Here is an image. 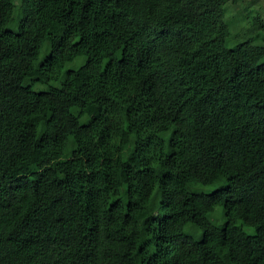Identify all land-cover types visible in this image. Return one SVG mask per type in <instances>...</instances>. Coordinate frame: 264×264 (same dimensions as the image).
<instances>
[{
	"label": "trees",
	"instance_id": "16d2710c",
	"mask_svg": "<svg viewBox=\"0 0 264 264\" xmlns=\"http://www.w3.org/2000/svg\"><path fill=\"white\" fill-rule=\"evenodd\" d=\"M238 1L0 0V264H264V39L254 16L231 43Z\"/></svg>",
	"mask_w": 264,
	"mask_h": 264
},
{
	"label": "rangeland",
	"instance_id": "374dc122",
	"mask_svg": "<svg viewBox=\"0 0 264 264\" xmlns=\"http://www.w3.org/2000/svg\"><path fill=\"white\" fill-rule=\"evenodd\" d=\"M255 16V20L261 26L258 30L261 32L260 39H264V0H240L235 3H229L226 6V20L228 21L231 29L230 40L231 43L234 44L240 39H237L240 32H250L252 29L251 20ZM11 30L16 29V23L13 22L9 26ZM250 30V31H248ZM80 60L76 61L70 59L69 67H75L80 65ZM51 87V84L48 86ZM72 114L77 117L79 120L84 121L89 117H95L99 113V108L94 103H89L85 108L73 107L71 109ZM136 137L133 135L130 139V143L135 141ZM74 145H70L66 150V155H70L72 153ZM160 171H163L160 169ZM206 192L211 191L213 187L206 186L204 187ZM153 212L156 216H160L158 200L156 198V194L153 197L152 202ZM210 219L218 225L219 232L223 233L224 228V220L221 214L210 215Z\"/></svg>",
	"mask_w": 264,
	"mask_h": 264
}]
</instances>
